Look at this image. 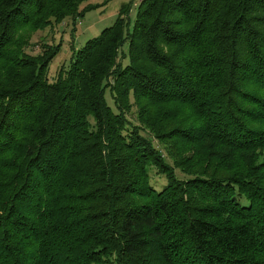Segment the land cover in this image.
<instances>
[{
  "label": "trees",
  "instance_id": "16d2710c",
  "mask_svg": "<svg viewBox=\"0 0 264 264\" xmlns=\"http://www.w3.org/2000/svg\"><path fill=\"white\" fill-rule=\"evenodd\" d=\"M84 1L0 0V264H264V0H130L50 80Z\"/></svg>",
  "mask_w": 264,
  "mask_h": 264
},
{
  "label": "rangeland",
  "instance_id": "374dc122",
  "mask_svg": "<svg viewBox=\"0 0 264 264\" xmlns=\"http://www.w3.org/2000/svg\"><path fill=\"white\" fill-rule=\"evenodd\" d=\"M128 1L130 0H85L82 3V6L93 4L96 5V7L85 12L84 16L78 20V24L76 25L77 29L71 30V22L66 20L65 22H62V25L58 26V24H53L51 27L44 30L33 32L26 51L31 54H36L41 51L40 45L42 43H58L61 41V50L49 64V79L53 80L59 67L61 65H68L69 57L71 55L69 46L73 45L74 49H77L81 47L87 39L97 35L103 28L111 25L117 16L119 7ZM132 1L129 13L131 20L134 18L137 1L139 2L140 0ZM128 117L135 122V107L132 106Z\"/></svg>",
  "mask_w": 264,
  "mask_h": 264
}]
</instances>
